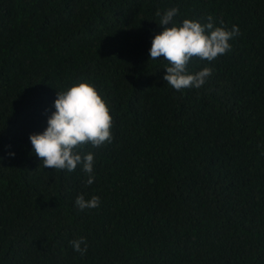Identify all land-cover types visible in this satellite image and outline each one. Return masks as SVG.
Returning a JSON list of instances; mask_svg holds the SVG:
<instances>
[{"label": "trees", "instance_id": "trees-1", "mask_svg": "<svg viewBox=\"0 0 264 264\" xmlns=\"http://www.w3.org/2000/svg\"><path fill=\"white\" fill-rule=\"evenodd\" d=\"M172 8L177 26L239 27L230 52L188 66L213 68L199 89L150 61ZM78 83L115 117L113 142L86 149L91 185L44 169L29 139ZM0 264H264V0H0Z\"/></svg>", "mask_w": 264, "mask_h": 264}, {"label": "clouds", "instance_id": "clouds-1", "mask_svg": "<svg viewBox=\"0 0 264 264\" xmlns=\"http://www.w3.org/2000/svg\"><path fill=\"white\" fill-rule=\"evenodd\" d=\"M179 8H172L163 14L157 11L159 26L163 29L152 39L149 50L150 61L165 62L166 75L163 80L176 92L187 89H199L213 74V68L204 67L193 73L188 66L194 61H206L211 64L220 56L232 50V41L240 35L239 27L229 30L220 21L215 26L212 16L207 23L184 19L178 26L174 17ZM55 111L47 119V127L40 134L29 136L32 151L42 163L43 168L55 172L76 171L78 167L88 176L87 185L94 183V154L86 149L100 148L113 142L115 117L111 101L102 90L92 83H78L66 91L56 92ZM14 155V154H10ZM79 210L98 209L100 198L92 196L85 199L80 195L75 200ZM73 249L81 255L87 252V241L81 237L70 241ZM83 245V247H81Z\"/></svg>", "mask_w": 264, "mask_h": 264}]
</instances>
